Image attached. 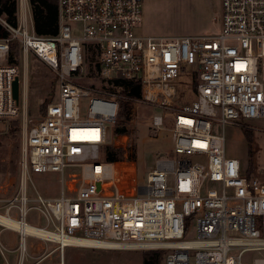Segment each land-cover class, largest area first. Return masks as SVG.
Returning <instances> with one entry per match:
<instances>
[{
	"label": "built area",
	"instance_id": "1",
	"mask_svg": "<svg viewBox=\"0 0 264 264\" xmlns=\"http://www.w3.org/2000/svg\"><path fill=\"white\" fill-rule=\"evenodd\" d=\"M27 3L16 0L14 26L0 15V121L17 118L24 102L19 78L18 104L12 99L18 77L8 63L12 42L21 59L29 53L54 73L57 97L24 130L18 191L4 200L0 215L22 227L92 243L91 249L163 251V264H264V169L242 170L227 156L223 135L227 124L264 117V0H221L218 34L183 37L135 35L140 0H56L57 34L37 37L17 25L28 15ZM70 22L81 24L80 36L71 35ZM86 51L99 79L136 80V103L173 116L171 152L178 158L156 160L144 184L136 181L125 136L106 141L120 97L78 82ZM181 75L196 79V100L177 106L172 83ZM163 124L162 115L150 117L153 132ZM214 124L221 135L212 134ZM111 144L118 145L121 158L105 162L100 152ZM68 168L77 172L65 173ZM29 174L56 175V196L45 198L32 187L35 197L29 200ZM29 210L41 227L24 222ZM0 229L17 234L16 264L26 257V237L51 242L10 226ZM3 251L0 246L1 257ZM249 253L256 257L244 263Z\"/></svg>",
	"mask_w": 264,
	"mask_h": 264
},
{
	"label": "rangeland",
	"instance_id": "2",
	"mask_svg": "<svg viewBox=\"0 0 264 264\" xmlns=\"http://www.w3.org/2000/svg\"><path fill=\"white\" fill-rule=\"evenodd\" d=\"M28 8V3H27ZM29 9V8H28ZM17 25L24 27L27 34L32 32L30 12L25 21L17 20ZM72 36H80L81 24L68 23ZM221 30V0H140V20L133 26V33L137 36H209L218 34ZM17 50V49H16ZM18 78L24 102H19L21 112L14 120L0 121V208L4 200L18 191L20 170V148L24 130L38 121L48 102L57 97V84L54 73L31 54L25 60L21 59L19 51ZM10 56L15 55L12 50ZM85 62L82 68L83 86L93 85L96 88H110L109 83L99 79L94 57L86 51ZM173 86L176 91L174 103L177 106L189 105L196 100L192 85V77L181 75ZM81 104L83 101H80ZM160 114L164 117V124L159 131L153 132L150 126V117ZM26 119V127L23 124ZM173 116L169 111L136 103L132 120L124 135L125 150L131 154L136 167V181L144 184L145 176L155 167L156 160L177 159L171 150L173 137L171 133ZM212 134L221 135L222 128L214 124ZM224 148L228 157L239 161L242 170L252 173L254 170L262 174L264 169V117L243 120L238 124H227L223 128ZM112 134L108 132L106 141L110 142ZM121 139V137H118ZM120 152L118 145H110ZM193 163L195 157H187ZM73 168L65 169V173H76ZM168 185H173V175H168ZM35 191L45 197L54 198L57 194V176L54 174H29V181L25 182L26 197L34 199ZM29 203L28 206H31ZM3 214V210H0ZM11 216L17 218L13 211ZM24 222L41 227L40 220L33 211L29 210ZM191 237L193 235L191 234ZM15 235L6 229H0V246L4 248L0 264H16ZM26 257L22 264H141V257L148 251H111L76 247H64L59 251V245L54 242H43L32 238H25ZM256 257L255 254H245L243 262L249 263Z\"/></svg>",
	"mask_w": 264,
	"mask_h": 264
},
{
	"label": "trees",
	"instance_id": "3",
	"mask_svg": "<svg viewBox=\"0 0 264 264\" xmlns=\"http://www.w3.org/2000/svg\"><path fill=\"white\" fill-rule=\"evenodd\" d=\"M28 5L34 35L37 37L55 36L58 28L56 0H28ZM16 10V0H0V15H3L12 26L16 25ZM1 37H4V33L0 29ZM9 48L10 52L15 50V55H9L8 63L16 65L18 45L12 42ZM108 83L110 88L106 89L120 97L117 99L116 119L111 127V134L113 137L123 136L127 133V127L132 120L136 100L140 99V84L136 80L121 77H116ZM196 83L194 79L193 87ZM100 155L105 162H114L121 158L120 152L110 145L104 146ZM163 258V251H148L142 255L141 264H163Z\"/></svg>",
	"mask_w": 264,
	"mask_h": 264
},
{
	"label": "bare ground",
	"instance_id": "4",
	"mask_svg": "<svg viewBox=\"0 0 264 264\" xmlns=\"http://www.w3.org/2000/svg\"><path fill=\"white\" fill-rule=\"evenodd\" d=\"M22 187H23V183H22ZM0 224L4 226H10L13 229H19V230L21 229V231L26 234H32L40 238H48V240H50L51 242H54V243L56 242L62 247L67 246V247L91 249V247L93 246V244L89 242L75 240V239H71L67 237H56L55 235H52L51 233H45V232L43 233L36 229H31L28 226L22 227L20 224H17L16 222H13V221H9L1 215H0Z\"/></svg>",
	"mask_w": 264,
	"mask_h": 264
},
{
	"label": "water",
	"instance_id": "5",
	"mask_svg": "<svg viewBox=\"0 0 264 264\" xmlns=\"http://www.w3.org/2000/svg\"><path fill=\"white\" fill-rule=\"evenodd\" d=\"M12 99L18 104V77H14L11 85Z\"/></svg>",
	"mask_w": 264,
	"mask_h": 264
},
{
	"label": "crops",
	"instance_id": "6",
	"mask_svg": "<svg viewBox=\"0 0 264 264\" xmlns=\"http://www.w3.org/2000/svg\"><path fill=\"white\" fill-rule=\"evenodd\" d=\"M192 85H193V83H192ZM10 232H12V233L15 235L16 240H18V238H17V234H16L15 232H13V231H10Z\"/></svg>",
	"mask_w": 264,
	"mask_h": 264
}]
</instances>
